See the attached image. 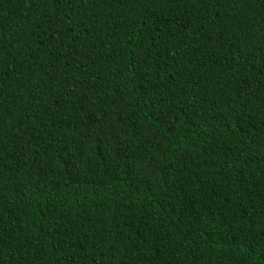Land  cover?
<instances>
[{"label": "trees", "instance_id": "trees-1", "mask_svg": "<svg viewBox=\"0 0 264 264\" xmlns=\"http://www.w3.org/2000/svg\"><path fill=\"white\" fill-rule=\"evenodd\" d=\"M0 264H264V0H0Z\"/></svg>", "mask_w": 264, "mask_h": 264}]
</instances>
